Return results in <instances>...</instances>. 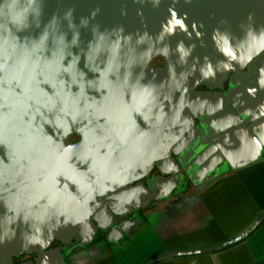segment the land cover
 Segmentation results:
<instances>
[{
  "label": "water",
  "instance_id": "obj_1",
  "mask_svg": "<svg viewBox=\"0 0 264 264\" xmlns=\"http://www.w3.org/2000/svg\"><path fill=\"white\" fill-rule=\"evenodd\" d=\"M262 50L264 0H0V264L40 253L54 239L93 235V220L105 231L113 215L137 208L135 190L120 192L137 174L126 170L121 148H109L106 136L122 123L106 119L125 118L108 107L107 96L137 87L143 62L167 60L158 74L144 70L147 83L156 75L171 78L184 63L201 79L240 69ZM164 91L163 166L175 164L170 150L179 141L162 136L174 102ZM180 117L200 134L193 119ZM90 118L99 120L95 132L83 122ZM71 128L83 138L78 146L63 139ZM94 141L96 155L88 156ZM108 203L127 209L112 214Z\"/></svg>",
  "mask_w": 264,
  "mask_h": 264
},
{
  "label": "flooded vegetation",
  "instance_id": "obj_2",
  "mask_svg": "<svg viewBox=\"0 0 264 264\" xmlns=\"http://www.w3.org/2000/svg\"><path fill=\"white\" fill-rule=\"evenodd\" d=\"M179 66L180 70L171 78L161 82L156 75L147 83L143 80L144 70L158 74L167 67L164 57H152L139 66L137 87L126 88L124 95L110 89L107 96L108 107L115 111L119 108L125 114V118L106 119L109 124L122 123L120 127H108L106 136L109 148H121L126 170L137 174L120 189L123 196L132 195L135 190L133 206L137 208L124 215H113L111 223L105 222V231L93 220V235H83L82 239L74 233L64 241L54 239L40 253L11 257L10 264H110V259L125 249L144 222L151 221L161 209L195 197L216 174L233 171V167L257 157L264 158V50L240 69L212 76L206 72L207 77L201 79L196 72L186 70L185 63ZM163 83L167 86L161 87ZM161 89L171 93L168 100H174L168 102L171 117L163 120L167 124L162 136L179 139L170 150L175 164L164 166L160 160ZM176 93L181 95L176 98ZM177 102H183L184 108L177 110ZM182 112L188 121L193 119L199 135L193 134L187 120L182 121ZM98 121L83 120L92 132ZM114 129L120 134H115ZM63 139L72 146L83 141L77 128L65 130ZM97 147L94 141L87 153L83 152L95 156ZM107 209L114 214V210L120 212L127 207L108 203ZM120 225L125 226L122 234L116 233Z\"/></svg>",
  "mask_w": 264,
  "mask_h": 264
},
{
  "label": "crops",
  "instance_id": "obj_3",
  "mask_svg": "<svg viewBox=\"0 0 264 264\" xmlns=\"http://www.w3.org/2000/svg\"><path fill=\"white\" fill-rule=\"evenodd\" d=\"M264 264V158L144 222L110 264Z\"/></svg>",
  "mask_w": 264,
  "mask_h": 264
}]
</instances>
